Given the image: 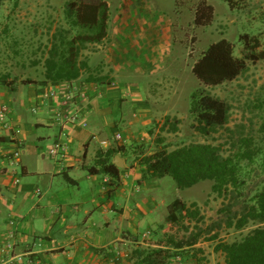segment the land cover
Masks as SVG:
<instances>
[{
	"label": "crops",
	"instance_id": "crops-1",
	"mask_svg": "<svg viewBox=\"0 0 264 264\" xmlns=\"http://www.w3.org/2000/svg\"><path fill=\"white\" fill-rule=\"evenodd\" d=\"M107 2V37L82 52L89 70L80 78L57 86L0 85V108H10L20 130L0 128V264H131L132 250L166 224L170 211L160 213L157 179L143 180L137 147L152 154L166 145L150 134L166 117L180 116L182 100L190 111L184 69L192 71L202 55L185 63L189 17L167 11L164 0ZM65 94H81L80 104L66 103ZM56 142L67 146L65 156H49ZM20 144L24 156L44 147V163L31 168L24 156L11 162ZM109 150L117 187L97 165Z\"/></svg>",
	"mask_w": 264,
	"mask_h": 264
},
{
	"label": "rangeland",
	"instance_id": "rangeland-1",
	"mask_svg": "<svg viewBox=\"0 0 264 264\" xmlns=\"http://www.w3.org/2000/svg\"><path fill=\"white\" fill-rule=\"evenodd\" d=\"M67 0H4L0 6V74H10L19 79L32 78L40 80L44 74V61L50 45V38L58 26H65L64 5ZM167 11L178 8L189 17L184 31L183 55L189 66L196 57H200L213 43L222 39L234 45L237 58H245L248 69L244 75L233 82H227L214 88L200 87L215 98L230 106L228 124L210 135H202L196 131L198 125L195 114L187 110L188 102L182 100L179 110L181 124L179 132L172 134L161 129L152 130V140L158 144L163 142L168 150L189 145L206 143L221 147L225 155L235 152L237 142L241 138H254L255 143L264 144V0H233L236 6L231 9L228 0H164ZM205 2L213 6V20L210 25L197 26L194 22L198 6ZM247 35L248 39L243 40ZM251 38L259 40L260 47L253 51ZM247 42V47H246ZM90 50L95 46H90ZM81 60H86L84 56ZM186 67V65H185ZM184 97L188 92L193 94L199 90L197 78L190 70L184 69ZM48 145V144H47ZM45 147H48V146ZM42 147V145L40 146ZM41 149V148H40ZM29 154L25 159L31 168L44 163L43 152ZM49 160V157H47ZM19 167V166H18ZM245 174L238 188H231L225 196L212 193L211 181L200 182L196 186L179 190L170 177L157 180V196L159 211L166 214L168 206L176 199H181L190 206L196 203L205 217L201 223H192L191 232L198 224L202 237L196 247L197 259L202 264H224V256L214 251L216 242L209 241L215 234L224 242L232 243L241 240L258 224H249L245 229L237 231L236 221L253 205L254 196L264 188V157H259L254 164L243 163ZM158 231V232H157ZM166 232L176 234L179 238L191 232L177 231L169 228ZM196 232V231H195ZM163 238L160 228L152 238L143 239V247L155 248V243ZM199 250V251H198ZM191 261V260H190ZM188 264H192L189 262Z\"/></svg>",
	"mask_w": 264,
	"mask_h": 264
},
{
	"label": "trees",
	"instance_id": "trees-1",
	"mask_svg": "<svg viewBox=\"0 0 264 264\" xmlns=\"http://www.w3.org/2000/svg\"><path fill=\"white\" fill-rule=\"evenodd\" d=\"M3 1L0 0V6ZM227 3L231 9L237 5L233 0H228ZM109 11L107 0H67L64 5L66 27L58 26L50 38L43 78L21 80L10 74H0V85L14 89L21 81L24 85L57 86L80 78L89 70L87 61L81 60V54L89 45H99L107 37ZM213 13V6L201 3L195 14V24L210 25ZM246 39L248 36H243V40ZM250 41H253V51L260 47L256 38H251ZM234 52V45L222 39L213 43L202 54L192 69L202 87H218L233 82L246 73V59L237 58ZM261 57L264 59V53ZM191 113L195 114L198 123L196 131L207 136L228 124L230 106L206 90L199 89L191 96ZM180 124L181 120L166 117L161 131L178 133ZM160 144L163 142L158 143ZM237 144L236 151L229 155H225L221 147L206 143H191L171 151L163 147L152 154H148L144 146H138L139 152L136 154L140 165L144 167L143 180L170 177L179 190L211 181L212 193L223 197L231 188L236 189L241 185L242 176L245 174L243 163L251 165L257 158L264 157V144H256L253 137L241 138ZM113 155L114 151L111 150L100 154L97 165L114 180L111 185L117 187L120 182L119 170L109 162ZM253 203L236 223L230 226L233 225L237 231L245 229L249 224H258L260 227L232 243L218 240V234L209 238V241L216 242L214 251L224 256V264H264V188L254 196ZM204 219L196 203L188 206L181 199H176L171 205L166 224L160 227L163 238L155 243V248L136 246L130 255L131 264H184L189 260L193 264H202V260L197 259L195 254L202 230L195 224V230L191 232L190 226L194 222L201 223ZM169 228L191 233L179 238L177 232H166Z\"/></svg>",
	"mask_w": 264,
	"mask_h": 264
},
{
	"label": "built area",
	"instance_id": "built-area-1",
	"mask_svg": "<svg viewBox=\"0 0 264 264\" xmlns=\"http://www.w3.org/2000/svg\"><path fill=\"white\" fill-rule=\"evenodd\" d=\"M64 98V101L66 103H71L73 105V107H76L80 104V101L82 99V95H76V94H65L62 96ZM76 110V109H75ZM61 115L62 112H61ZM76 120L77 118L75 116H72V118L70 119V123L73 125H76ZM0 128L2 130H11L13 131L15 134H19L20 130L17 127H14L10 121V108L6 105L1 106L0 108ZM116 138L118 140H122V135L121 134H117ZM22 144L19 145V148L17 151H15L14 153H12L11 155H8V158L11 162L14 163H18L20 162V158H21V154H22ZM67 146L65 144H63L62 142H56L54 144V146L52 147V149H50L48 151L49 156L51 157H58V156H65L67 154ZM16 183H19V179L16 180ZM121 260V256L120 254H118L116 256L115 261H120Z\"/></svg>",
	"mask_w": 264,
	"mask_h": 264
},
{
	"label": "water",
	"instance_id": "water-1",
	"mask_svg": "<svg viewBox=\"0 0 264 264\" xmlns=\"http://www.w3.org/2000/svg\"><path fill=\"white\" fill-rule=\"evenodd\" d=\"M117 164V163H116ZM118 165V164H117ZM119 166V165H118Z\"/></svg>",
	"mask_w": 264,
	"mask_h": 264
}]
</instances>
